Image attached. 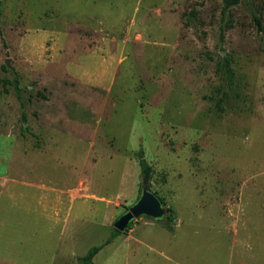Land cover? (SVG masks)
<instances>
[{"label":"rangeland","instance_id":"obj_1","mask_svg":"<svg viewBox=\"0 0 264 264\" xmlns=\"http://www.w3.org/2000/svg\"><path fill=\"white\" fill-rule=\"evenodd\" d=\"M222 7L0 0V264L103 245L140 197V149L174 230L141 217L93 264H264V176L240 202L229 186L264 172V0Z\"/></svg>","mask_w":264,"mask_h":264},{"label":"trees","instance_id":"obj_2","mask_svg":"<svg viewBox=\"0 0 264 264\" xmlns=\"http://www.w3.org/2000/svg\"><path fill=\"white\" fill-rule=\"evenodd\" d=\"M220 1L223 4L222 13H221L222 14V24H223L225 21H227L226 19H227V16L229 15L230 9L232 7L238 5L241 2V0H220ZM193 17H195V12L192 13L191 16L188 17L187 21H191ZM254 21H255L256 25L258 26V31L263 32V24H262L261 17L258 15H254ZM222 31H223V26H222ZM222 36H223V32H222ZM224 61H225V63H224V68H223L224 72L223 73H224V77L226 78L228 89L232 93V96L234 98H239L240 95H239L237 88H236V84H235V81L233 78L234 73L231 69L230 63L227 61V59H224ZM9 83L14 85L17 96L23 105L21 89L18 85V81L14 80V81H11ZM136 155L138 157L139 165L141 167L142 177H143V179L147 180L148 186L151 189L150 181L152 179L153 168L147 162V160L145 158L144 151L142 149H140ZM154 193L157 195L156 192H154ZM158 198L161 200L162 204L166 207V211H167L166 217L164 218V220L162 222H160V224H162L168 231L172 232L174 230L175 212L170 206H167V204L163 198H161L159 196H158ZM134 222H135V220L132 221V223L130 224V226L126 230V232L129 233V231L133 229ZM120 234H122V232L114 229L113 232L111 233V235L109 236V238L106 240V242L103 245L91 247L85 255H83L77 259V264H93V260L96 257V255L100 252V250L105 245H109L110 243H112V241L116 237H118Z\"/></svg>","mask_w":264,"mask_h":264},{"label":"water","instance_id":"obj_3","mask_svg":"<svg viewBox=\"0 0 264 264\" xmlns=\"http://www.w3.org/2000/svg\"><path fill=\"white\" fill-rule=\"evenodd\" d=\"M166 207L158 196L150 189L146 179L143 180L141 194L138 200L128 208L114 223V228L126 232L132 221L147 217L156 222H162L166 217Z\"/></svg>","mask_w":264,"mask_h":264},{"label":"crops","instance_id":"obj_4","mask_svg":"<svg viewBox=\"0 0 264 264\" xmlns=\"http://www.w3.org/2000/svg\"><path fill=\"white\" fill-rule=\"evenodd\" d=\"M235 171H237V170H235ZM240 171V170H239ZM219 173V172H218ZM242 174H244L243 172H230V174H228L229 176H232V175H242ZM254 175H256V176H253L254 178H250V179H245L244 181L243 180H241V179H233V183H229L230 185V187H232V188H234L233 190H231L232 191V193H233V199L235 200V201H237V202H240V200L244 197V194L247 192L246 191V189L247 188H251V187H256L254 184H256V183H258L259 181L256 179V178H258V176L257 175H263L264 176V172H259V174L258 173H255ZM259 179V178H258ZM232 180V179H231ZM235 181H240L241 183H235ZM236 188H238V189H236ZM255 192H260V190L258 189V190H256ZM154 221V220H153ZM146 222L147 221H145V223L144 224H146ZM156 222V221H155ZM156 223H159L160 224V222H156ZM179 222L178 221H176V225H175V230H177V232H176V234H178L179 233V229H180V227H182V225H179L178 224ZM140 224H142V223H140ZM140 224L138 225V226H140ZM138 226H136V227H133V229H132V231H134V232H132V234H134L135 233V231H136V228L138 227ZM131 231V230H130ZM129 231V232H130ZM131 234V235H132Z\"/></svg>","mask_w":264,"mask_h":264}]
</instances>
